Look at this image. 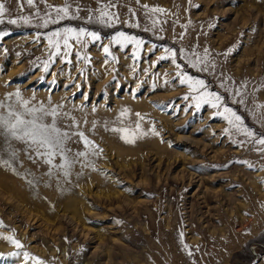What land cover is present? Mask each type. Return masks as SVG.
I'll list each match as a JSON object with an SVG mask.
<instances>
[{
	"label": "rangeland",
	"instance_id": "1",
	"mask_svg": "<svg viewBox=\"0 0 264 264\" xmlns=\"http://www.w3.org/2000/svg\"><path fill=\"white\" fill-rule=\"evenodd\" d=\"M0 4V101L55 107L73 161L0 137V264H264V0Z\"/></svg>",
	"mask_w": 264,
	"mask_h": 264
},
{
	"label": "snow or ice",
	"instance_id": "2",
	"mask_svg": "<svg viewBox=\"0 0 264 264\" xmlns=\"http://www.w3.org/2000/svg\"><path fill=\"white\" fill-rule=\"evenodd\" d=\"M27 3L29 5H32L33 0H27ZM145 8L148 6L145 5ZM153 12L157 11H163L162 9H152ZM6 12L5 4H0V17H2ZM58 13H63L64 16H67L68 14V5L66 4L64 8L57 9ZM102 15H107L106 13L102 12ZM60 19H63L64 17H59ZM27 20V18H25ZM2 22V21H0ZM56 22V21H53ZM9 23H16L15 20H10ZM45 24H47V21H45ZM65 33H72L74 32L73 29H65ZM54 36L60 35V33H53ZM89 36L93 41L100 39V37L94 33V32H87L85 29H80L79 32L75 33V39L77 41L81 40V37L83 36ZM123 38L124 41L127 42H133L134 38H130L125 36L124 33H119V37H113V41L117 44L121 43V39ZM136 45L140 44V41H135ZM64 47L68 48V39H64ZM57 48H59V44L57 43ZM104 53L106 55H109V48L107 46L103 49ZM168 49H165V52H168ZM207 51V50H205ZM181 54L183 56V50H181ZM55 55V53H54ZM135 55V53H134ZM173 57L175 56V53L172 54ZM77 56L79 57V53H77ZM165 57H160V59H164ZM199 61L197 60V63ZM173 64H176L175 59L172 61ZM193 67H196V63L192 64ZM177 68H179V65H176ZM177 76H181V73H177ZM189 79L187 77H182L180 79V83L183 84L185 81ZM195 84L203 87V81L198 80L195 81ZM189 88H192V85L189 84ZM16 100L13 103H6L4 101H0V109L4 110V113H0V137H3L4 142L7 144V149L10 150L11 155L15 157L16 152L12 147L11 141H19L26 145L27 149H31L34 151L37 156H45V163L51 165L53 159L59 155L61 157V160L63 163L59 165L61 169H65L64 175L67 176V168L71 166L73 161H69L67 156L65 155V152L67 149L65 148V142L70 138V135L68 132L62 131L56 123V117L58 115L57 109L55 107L53 108H46L43 104L40 105V107H29V101L23 100L20 96L19 92L14 93ZM214 97V99L219 102L220 97L217 96L215 93L207 94ZM187 99L188 97H184ZM6 100L10 99V97H6ZM16 105H19L21 110H17ZM213 107H216L217 104L213 103ZM199 107V105H197ZM264 107V106H261ZM225 112L231 113V109L225 108ZM125 113L122 112L121 116H123ZM232 116L235 118L236 121L240 120L239 116H236L235 113H231ZM51 116L52 121L51 123L46 121V118ZM139 117V114H137ZM140 119H143V117H139ZM229 123L231 124L232 121L229 120ZM140 125L139 123L136 124V131L132 133V135H135L136 132L139 131ZM113 131H120V132H126L127 129H113ZM154 131V130H153ZM227 131V129L225 130ZM244 131L247 132L245 129ZM76 135H79L80 140L83 141L85 147H94L91 144V141H89L82 132L76 133ZM247 135L251 136V132H247ZM259 143L264 144V139H261ZM77 156H85L86 154L84 152H78L76 153ZM31 158V157H29ZM5 163H7L5 161ZM10 239V238H9ZM13 243H16L19 247V243L16 241H12ZM27 256V254H25Z\"/></svg>",
	"mask_w": 264,
	"mask_h": 264
}]
</instances>
